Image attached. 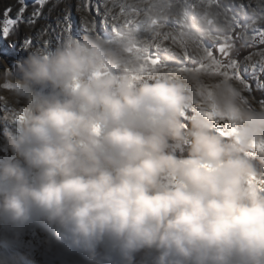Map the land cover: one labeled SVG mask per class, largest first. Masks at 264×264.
<instances>
[{
	"label": "clouds",
	"instance_id": "obj_1",
	"mask_svg": "<svg viewBox=\"0 0 264 264\" xmlns=\"http://www.w3.org/2000/svg\"><path fill=\"white\" fill-rule=\"evenodd\" d=\"M126 47L65 36L0 72V264H28L35 227L83 264H264V107L232 79L145 77Z\"/></svg>",
	"mask_w": 264,
	"mask_h": 264
},
{
	"label": "rangeland",
	"instance_id": "obj_2",
	"mask_svg": "<svg viewBox=\"0 0 264 264\" xmlns=\"http://www.w3.org/2000/svg\"><path fill=\"white\" fill-rule=\"evenodd\" d=\"M93 2L95 5L100 0ZM101 2V15H108V28L80 31L71 37L92 35L109 42L124 40L127 43L126 54L134 62L133 71L138 69L145 77L153 72L175 79H183L191 74L216 76L206 69L195 70L204 55V45L231 46L233 57L243 67L255 62L259 58L256 53L264 50V45L259 43L260 34L264 33V0ZM26 3L28 9L24 13L25 21L34 10L35 0H26ZM79 6L80 0H48L34 25L21 23L7 39L0 37V72L5 65L11 67L17 58L25 54L22 50L25 38L31 36L34 45H40L38 33L41 29L48 27L50 31L54 30L52 45L69 36L60 35L57 21L66 11H70L74 20L79 23L85 17V13L78 10ZM19 7V0H0V20H3V13L9 8L10 17L15 18ZM253 36L258 37L254 44L250 40ZM249 55L251 61L245 59ZM186 59L187 70L181 71ZM253 97L258 103L264 100V92L254 91ZM201 104L200 99L194 98L188 110L195 111ZM204 115L214 123L218 122L214 111ZM218 123L223 125L218 127V131L226 134L230 126L223 124V121ZM2 128L3 125L0 124V129ZM44 239V232L35 227L16 241L13 247L26 256L28 264H83V257L79 254L66 256L57 248L46 246ZM2 243L3 238H0V244Z\"/></svg>",
	"mask_w": 264,
	"mask_h": 264
},
{
	"label": "snow or ice",
	"instance_id": "obj_3",
	"mask_svg": "<svg viewBox=\"0 0 264 264\" xmlns=\"http://www.w3.org/2000/svg\"><path fill=\"white\" fill-rule=\"evenodd\" d=\"M20 7L15 18L10 17L11 8L3 13V20H0V37L7 39L13 30L21 23L34 25L41 15V11L48 3V0H35L34 10L27 21L24 19V13L28 9L26 0H19ZM102 2L93 0H80L79 11L85 13V17L81 18L77 23L72 17L70 11H66L61 18L58 19L57 25L60 28V35L67 34L69 36L78 34L80 31H99L100 29L108 28V15H101ZM90 17V19H88ZM115 27V25H113ZM54 30L50 31L48 27L40 30L38 33L40 45L51 46L54 40ZM258 37L253 36L250 40L255 43ZM259 43L264 45V33L260 34ZM33 38L27 37L23 41V47H33ZM204 55L197 63L195 70L206 69L212 74L226 79L236 80L246 95L252 96L254 91L264 92V50L258 51L256 55L259 57L255 62L249 64L248 67H243L236 57L232 55L231 46L217 45L210 47L203 46ZM187 56V54H186ZM251 61V55L245 58ZM181 71L187 70V59L185 67ZM250 72V75L248 74ZM259 105L264 107V100H260Z\"/></svg>",
	"mask_w": 264,
	"mask_h": 264
}]
</instances>
